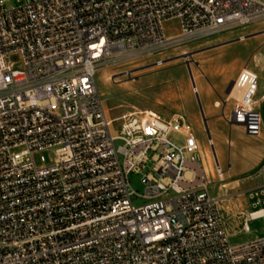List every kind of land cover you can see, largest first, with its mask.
Wrapping results in <instances>:
<instances>
[{"label": "built area", "instance_id": "obj_1", "mask_svg": "<svg viewBox=\"0 0 264 264\" xmlns=\"http://www.w3.org/2000/svg\"><path fill=\"white\" fill-rule=\"evenodd\" d=\"M263 21L264 0H0V264H264V237L232 246L209 193L224 173L213 140L209 164L185 116L112 119L96 86L104 67ZM232 85L225 121L256 138L258 75ZM149 164L134 207L128 176ZM249 199L244 234L264 218V185Z\"/></svg>", "mask_w": 264, "mask_h": 264}, {"label": "rangeland", "instance_id": "obj_2", "mask_svg": "<svg viewBox=\"0 0 264 264\" xmlns=\"http://www.w3.org/2000/svg\"><path fill=\"white\" fill-rule=\"evenodd\" d=\"M163 29L168 37L174 36L179 33L178 22H165ZM247 66L258 75V98L264 94V21L207 40L174 43L154 56L104 67L96 75V86L110 118L148 112L168 120L181 114L193 126L202 151L208 147V140H213V152L218 154L226 175L220 190L218 180L211 181L209 193L223 197L219 208L232 246L264 237V218L251 221L250 232L244 234L239 216L248 211L250 193L264 185V152L255 148L260 140L247 138L242 128L229 125L224 118L238 103L228 98L229 87ZM34 161L42 165L37 154ZM151 168L149 164L141 174L128 176L131 190L139 196L132 198L134 207L144 201L140 198L145 190L142 176L150 173L156 177Z\"/></svg>", "mask_w": 264, "mask_h": 264}, {"label": "crops", "instance_id": "obj_3", "mask_svg": "<svg viewBox=\"0 0 264 264\" xmlns=\"http://www.w3.org/2000/svg\"><path fill=\"white\" fill-rule=\"evenodd\" d=\"M243 132H244V131H243ZM245 136H246V135H245ZM246 137H247V136H246ZM247 138H252V137H249V136H248ZM254 139H259V140H260L259 144H257V145L255 144V148L264 152V133H263V131L261 132V134H260L258 137L254 138ZM231 144H232V142H231ZM249 153L252 154V151L249 150ZM214 154H215V153H214ZM215 157H217V160H218L220 166H222V163H221V160H220L218 154H215ZM229 168H230V165H227V166H226V170H229ZM225 175H226V172L223 173V177H224ZM223 177H222V178H223Z\"/></svg>", "mask_w": 264, "mask_h": 264}, {"label": "bare ground", "instance_id": "obj_4", "mask_svg": "<svg viewBox=\"0 0 264 264\" xmlns=\"http://www.w3.org/2000/svg\"><path fill=\"white\" fill-rule=\"evenodd\" d=\"M173 36L171 37H168V38H172ZM195 91L197 92V89H195ZM228 98H235L236 100L239 99V93L238 91L234 88V86H231L229 91H228ZM219 104L216 103V106H218ZM204 153L205 155L207 156V154L209 153L207 148H204Z\"/></svg>", "mask_w": 264, "mask_h": 264}, {"label": "water", "instance_id": "obj_5", "mask_svg": "<svg viewBox=\"0 0 264 264\" xmlns=\"http://www.w3.org/2000/svg\"><path fill=\"white\" fill-rule=\"evenodd\" d=\"M231 86H233L232 83H231L230 87H231ZM230 87H229V89H230ZM228 91H229V90H228Z\"/></svg>", "mask_w": 264, "mask_h": 264}]
</instances>
